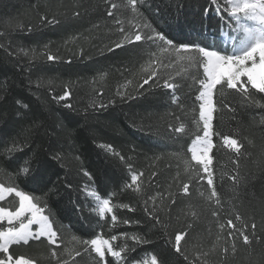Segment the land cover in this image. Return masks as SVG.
<instances>
[{
	"label": "trees",
	"instance_id": "1",
	"mask_svg": "<svg viewBox=\"0 0 264 264\" xmlns=\"http://www.w3.org/2000/svg\"><path fill=\"white\" fill-rule=\"evenodd\" d=\"M110 3L121 4L122 0H0V33H7L0 36V149L19 134L26 141L25 158H33L31 174L19 177L16 183L26 191L48 193V206L56 226L63 228L68 247H80L68 243L73 235L90 239L97 233L105 238L120 233L136 234L150 243L135 245L128 264L151 254H156L164 264H188L168 240L191 223L187 243L182 241L189 255L207 252V264H264V108L245 104L231 94L227 100L234 111L223 109L214 114L215 131L231 134L244 143L240 180L234 183L229 177L235 174V153L222 146L220 136H213L214 179L222 200V209L217 208L205 198L210 192L206 179H194V173L185 171L184 161L191 160L188 147L197 133L193 120L199 114L195 101L199 84L191 75L175 76L176 69H162L161 74H171L178 85L175 93L151 82L140 88L146 75L141 65L147 60L144 50L148 45L126 43L123 48L109 51L122 39L114 17L107 15ZM205 6L207 0H145L140 11L177 43L195 42L198 33L205 30L207 39H200L211 43V33L219 29L220 22L214 14L204 18ZM114 11L115 17L125 21L130 18L121 9ZM77 12L79 15H75ZM41 15L55 17L60 23L42 24ZM124 26L128 28L127 22ZM29 27L31 31L27 30ZM46 44L60 60L49 62L37 56L30 65L31 56L20 51L40 52ZM190 72L197 74L202 70L194 68ZM126 84L130 95L122 99L117 90L124 92ZM65 86L71 96L64 101L54 100V95L63 94ZM98 92L103 95L97 96ZM173 94L179 97L178 103L172 102ZM17 99H23L30 109L18 114ZM256 99H260V94ZM101 102L106 107H99ZM65 104L72 107H64ZM41 113L43 127L30 130L34 114ZM180 124L185 126L184 133L174 131ZM100 145H112L113 151ZM53 151L64 159L52 160ZM23 155L17 153V157ZM18 162L14 158L9 164L0 158V166L8 171H14ZM85 171L91 174V180L84 175ZM133 172L144 173L140 192L134 186L126 187ZM0 180L7 183L8 177L0 175ZM189 181V194L185 195L182 183ZM92 189L117 205L135 209H116L118 217L133 223L111 228L110 216L101 220L92 210L95 202L88 195ZM157 193L163 199H157L153 214L160 217V224L145 212L146 206L153 210L149 197ZM169 194L175 199L174 204ZM213 210L220 213L219 222L226 228L228 218L240 223L235 221L236 212L249 225L255 222L261 243L253 242L248 248L237 240L235 256L229 252L223 259L221 248L226 246V240L216 239L220 232L217 218L211 215ZM193 211L196 217L191 215ZM127 243L132 246L135 242L129 239ZM51 247L42 240L28 246H13L11 251L35 258L38 264H55L50 257ZM93 256L94 253H82L76 257V264H96ZM107 259L116 264L112 257Z\"/></svg>",
	"mask_w": 264,
	"mask_h": 264
},
{
	"label": "snow or ice",
	"instance_id": "2",
	"mask_svg": "<svg viewBox=\"0 0 264 264\" xmlns=\"http://www.w3.org/2000/svg\"><path fill=\"white\" fill-rule=\"evenodd\" d=\"M145 0H122L121 4L110 3L107 11L109 17H114V23L118 26V31L122 34V39L117 42L109 51L114 48H123L127 44H147L145 49L147 60L141 65V70L146 74L143 83L139 85L143 88L150 82L165 89L172 90L175 93L178 85L173 82L171 74L162 75L161 70L165 72L169 69H176L175 76L191 75L192 79L199 84L198 95L195 101L198 102V118H194L193 123L196 126L197 133L192 139L188 152L191 153V160H185V171L194 173V179L205 180L209 194L205 197L204 192H200L201 197H205L217 208L222 209V200L220 193L217 191L215 184V172L213 169V149L215 143L213 136H220L222 146L228 148L235 153V174L229 177L234 183L240 180L239 162L242 156L244 143L231 134H221L214 130L213 121L214 114L223 109L234 111L227 100L228 95L235 94L245 104L259 106L264 108V0H207V6L202 7L204 18L215 15L219 18L220 27L211 33V43L202 41L207 39V30L197 35V41L177 43L175 38L170 37L164 30L144 17L140 8ZM121 9L129 13L130 18L122 20L115 17V11ZM79 15V13H75ZM42 24L57 25L60 23L55 17L49 18L47 15H41ZM127 22L128 28H126ZM21 28L22 26L16 25ZM31 31V27L27 29ZM7 33H0V36ZM2 47V45H0ZM24 56H31L29 64L31 65L37 56L44 57L47 61H58L60 56L53 54L49 45H44L42 51L37 52L36 49H21ZM9 55H14L9 52ZM71 63L70 60L67 61ZM202 70V73L192 74L191 69ZM162 82V84H161ZM128 84L131 81L127 82ZM39 87V84H37ZM124 92L117 90V95L122 99L127 98V84L123 86ZM260 94V99H256ZM102 92H98L97 96H102ZM71 96V92L65 86L62 95L53 96L54 100L64 101ZM179 97L173 94L172 102L178 103ZM109 103H114L110 101ZM15 104L18 108V114L26 109H30V105L23 99H17ZM96 106L95 104L93 105ZM64 107L71 108V104H65ZM99 107L104 108L106 105L100 103ZM196 111V109H193ZM33 116L29 124L30 130H39L43 127L41 117ZM175 132L184 133L185 126L180 124L174 129ZM202 133V134H200ZM251 143V142H249ZM26 141L20 139L19 134L13 137L9 143H6L3 149H0V158L11 164L14 160H18L14 171H8L0 166V175L8 177V182L0 180V264H38L35 258L17 255L11 249L13 246H28L32 241L46 240L47 244L53 246L50 248V257L55 264H76V257H80L82 253L92 255L96 264H110L107 257H112L116 264H128L130 253L135 252V245L150 243L144 237L136 234L120 233L119 235H110L105 238L97 233L93 238L81 239L75 235L71 237L68 243H74L80 247H68L64 240L63 228L56 226V220L52 211L48 206V193L37 194L22 189L16 180L23 176L28 177L32 172L33 158L26 157L24 149ZM109 151H113L112 145H100ZM30 147V146H29ZM17 153L24 154L17 157ZM115 155H120L115 153ZM51 159L62 161L64 157L59 152H51ZM79 159V157H76ZM123 160L124 157L120 156ZM194 162V163H193ZM131 169V165H129ZM203 173V175H201ZM91 180V174L84 172ZM143 172H133L130 177V183L127 188H133L137 192L142 191ZM153 176L156 174L153 173ZM190 183H182V192L189 194ZM88 195L93 198L95 204L93 211L101 220H105L110 216V227L116 228L119 224L130 225L133 222L129 219H121L116 214V209L124 207L129 211H135L130 205H117L112 202L110 197H102L95 189L88 191ZM11 198V199H10ZM163 199V195L157 193L154 197H149L152 201L153 210L145 207L151 219L160 224L161 220L158 215H154L157 205V199ZM171 203H175V199L169 194ZM7 202V203H5ZM148 201H145L147 205ZM196 217V212L191 213ZM211 215L217 218L220 234L217 235V241L222 237L226 240V246L221 248V256L226 259L229 252L235 256L237 252V240H240L244 246L251 248L253 242L261 243V237L256 235L257 225L255 222L249 225L243 220V217L236 212L234 223L232 218L226 221L227 228L224 223L219 222L220 213L213 210ZM139 223V221H136ZM163 226V225H162ZM191 223L183 230L174 233V237H170L168 243L172 246L175 253L183 256L188 264H207L204 259L208 256L207 252H197L189 255L184 249L182 241L187 243L186 237L192 229ZM226 231V236L224 233ZM251 233V234H249ZM134 241V245L130 246L127 241ZM121 243H115L116 241ZM64 247L61 249V245ZM60 249V251H58ZM212 251H215L213 245ZM135 264H164L158 259L156 254L135 261Z\"/></svg>",
	"mask_w": 264,
	"mask_h": 264
}]
</instances>
